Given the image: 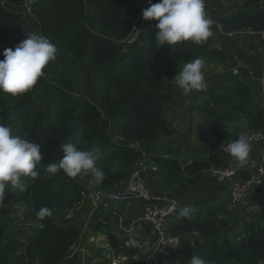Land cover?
Segmentation results:
<instances>
[{
    "label": "trees",
    "instance_id": "trees-1",
    "mask_svg": "<svg viewBox=\"0 0 264 264\" xmlns=\"http://www.w3.org/2000/svg\"><path fill=\"white\" fill-rule=\"evenodd\" d=\"M150 2L159 0H0V60L30 32L47 36L57 48L56 59L30 90L17 96L0 91V122L13 135L38 144L41 155L39 176L21 177L26 191L9 186L0 199V264H80L84 224L77 213L92 204L91 228H106L114 251L135 258L138 248L120 242L107 224L113 210L105 204L118 202L98 203L97 192L121 191L147 161L158 168L150 188L183 201L207 172L234 167L224 146L241 133H264L261 94L243 78L227 74L196 107L202 118L195 125L191 154L181 158L182 146L158 145L161 137L174 134L166 112L181 103L175 75L197 57L225 64L229 54L209 39L161 47L155 41L158 21L136 36ZM261 3L247 0L240 11L222 16L221 31H264ZM209 4L205 0L206 12ZM66 143L94 150L96 166L105 172L101 183H90L91 173L73 178L63 170L46 171L63 157ZM254 162L251 152L248 164L237 167L234 182H248ZM44 207L51 217L37 215ZM196 208L191 218L178 219L177 212L169 220L166 233L181 242L158 264H188L193 256L208 264H264L263 202L249 209L236 232L231 215L223 216L212 202Z\"/></svg>",
    "mask_w": 264,
    "mask_h": 264
},
{
    "label": "clouds",
    "instance_id": "clouds-1",
    "mask_svg": "<svg viewBox=\"0 0 264 264\" xmlns=\"http://www.w3.org/2000/svg\"><path fill=\"white\" fill-rule=\"evenodd\" d=\"M145 20H157L155 41L161 47L176 45L191 41L201 43L213 36V19L206 12L205 0H159L151 3L143 10ZM160 47V48H161ZM57 48L50 39L36 32L27 33V38L19 42L15 49L3 51L4 59L0 60V91L17 96L30 90L43 75V69L49 62L56 59ZM205 60L197 57L185 63L175 75L176 86L188 95L193 91L206 90ZM64 153L59 162L47 166L50 174L60 170L69 176H85L89 173L94 177L90 183H101L105 172L96 166L94 150H82L72 143L61 145ZM252 145L246 136L239 137L226 147L232 158L234 167H244L248 164ZM41 163L40 146L32 140L12 134L9 125L0 122V199H4L5 190L12 186L26 191L21 177L36 179L39 176L37 164ZM197 208L191 203H185L179 208L177 218H191ZM40 218L51 217L52 211L41 208L37 214ZM130 244L135 243L129 240ZM188 264H208L204 258L193 256Z\"/></svg>",
    "mask_w": 264,
    "mask_h": 264
},
{
    "label": "crops",
    "instance_id": "crops-1",
    "mask_svg": "<svg viewBox=\"0 0 264 264\" xmlns=\"http://www.w3.org/2000/svg\"><path fill=\"white\" fill-rule=\"evenodd\" d=\"M213 1V36L208 39L214 47L224 49L229 54V60L225 64L216 63V61H210L207 63L209 65L212 63L213 78L215 79V75L217 76V79L227 74L230 75L233 70L239 69L242 73L241 78L255 80V82H252L251 84L254 85L256 92L262 96L261 84L257 76H259L264 66V39L259 34L250 31H242L226 35L221 31L219 26V21L222 16L240 11L247 0ZM261 5L264 11V0H262ZM215 71H217V73H215ZM251 71L256 74V77L252 79L248 77V73ZM258 85L260 89L257 88ZM214 86H216V83L213 84L212 87ZM251 152L256 156L258 162L261 155L264 153V148L261 144H254L252 145ZM253 164L252 169L255 168L256 162ZM222 188L226 189L227 186L223 184ZM255 188L264 191V186ZM258 199L260 198L258 197ZM109 204L111 203L105 204L108 210H110ZM112 204L113 207L111 209L113 210V216H111V219L107 224L110 226L113 235L126 245L130 244L129 240L135 241V243L132 244L135 247L138 243L141 246V249L138 248V258L148 256L150 259L152 258L151 264H158L162 261L160 256L152 253L154 248L151 246V243L154 241V235L151 228L140 221L145 209V204L138 201L118 202ZM243 205L244 208H246L248 204L245 203ZM106 231V228H90V230L86 232V237L80 246V264H109L110 258L115 251L109 243ZM133 264L138 263L133 262Z\"/></svg>",
    "mask_w": 264,
    "mask_h": 264
},
{
    "label": "built area",
    "instance_id": "built-area-1",
    "mask_svg": "<svg viewBox=\"0 0 264 264\" xmlns=\"http://www.w3.org/2000/svg\"><path fill=\"white\" fill-rule=\"evenodd\" d=\"M257 34L264 39V31ZM232 75L241 77L242 73L239 69H235ZM248 77L252 79L256 77V74L251 71L248 73ZM257 77L261 84V93L264 100V66ZM248 139L251 145L261 144L264 148V133L252 132L249 134ZM227 145L223 147L225 155H229L226 151ZM236 171L237 167L212 169L209 171L219 183L227 186L229 192L227 202L230 201L233 205L243 202L246 195L253 188L264 186V153L261 155L259 161L256 162L255 168L252 169V175L248 182H234ZM157 173L158 168L156 166L143 161L133 171L124 189L110 194L97 192L95 195L98 203L107 199L114 202L138 201L144 203L145 209L140 221L151 228L154 235V241L151 243V246L154 248L153 251L162 260H165L180 246V237L168 235L166 233V225L179 211L181 206L178 201L152 191L149 179ZM136 247L140 248L141 246L137 243ZM137 259V256L131 258L123 252L119 254L114 252L109 264H133Z\"/></svg>",
    "mask_w": 264,
    "mask_h": 264
},
{
    "label": "rangeland",
    "instance_id": "rangeland-1",
    "mask_svg": "<svg viewBox=\"0 0 264 264\" xmlns=\"http://www.w3.org/2000/svg\"><path fill=\"white\" fill-rule=\"evenodd\" d=\"M208 15L212 18V3L213 0H209ZM210 41V40H209ZM211 44V42H210ZM212 45V44H211ZM217 73V71H215ZM205 79L208 84L206 90L202 91H193L192 93L185 95L182 90L176 86L179 98H181V103L179 105H174L166 112V118L170 122V127L174 130V134L171 138L161 137L158 141V145H171L176 146L177 148L182 146L181 149V158H185L188 154H191V149L195 145L194 134H195V125L200 122L202 116L196 110L197 106H200L204 102V94L208 93L213 84L217 83V76L213 78L212 72V63L209 65L205 63L204 68ZM244 82L252 83L255 80H249L248 78H243ZM260 89L259 85L257 86ZM183 101V102H182ZM151 184V183H150ZM222 183H219L210 172H207L204 176L202 182L193 186L185 200L178 202L180 206H183L185 203L191 202L195 207L201 206L207 202H212L222 211L223 216L231 215L230 226L232 227L233 232L238 231L237 224H241L247 212L252 207H258L259 202L264 203V191H261L257 188H253L245 197L243 202L238 205L229 204L227 206V197L228 189L222 188ZM153 191V190H152ZM155 192V191H154ZM253 193V194H252ZM252 194V195H251ZM258 197L260 199H258ZM248 205L244 208V205ZM109 208L113 207V204H109ZM94 205H83L80 207L79 212L77 213L80 221L84 224V235L82 242L86 237V232L91 228V217L94 213ZM13 215L19 217L20 212L17 209L12 210ZM14 216H12L13 218ZM236 228V229H235ZM152 253H154L152 251ZM152 258L148 256H142L138 258L135 262L138 264H151Z\"/></svg>",
    "mask_w": 264,
    "mask_h": 264
},
{
    "label": "water",
    "instance_id": "water-1",
    "mask_svg": "<svg viewBox=\"0 0 264 264\" xmlns=\"http://www.w3.org/2000/svg\"><path fill=\"white\" fill-rule=\"evenodd\" d=\"M157 22V20H143L142 21V24H141V26H140V29L138 30V32L136 33V36H138L139 35V33L145 28V26L146 25H148V24H152V23H156Z\"/></svg>",
    "mask_w": 264,
    "mask_h": 264
}]
</instances>
